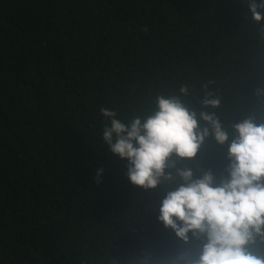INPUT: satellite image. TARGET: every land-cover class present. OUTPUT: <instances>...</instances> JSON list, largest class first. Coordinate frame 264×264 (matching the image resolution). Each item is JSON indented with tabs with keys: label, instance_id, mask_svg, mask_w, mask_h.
I'll list each match as a JSON object with an SVG mask.
<instances>
[{
	"label": "trees",
	"instance_id": "trees-1",
	"mask_svg": "<svg viewBox=\"0 0 264 264\" xmlns=\"http://www.w3.org/2000/svg\"><path fill=\"white\" fill-rule=\"evenodd\" d=\"M247 0H0V264H176L200 241L159 221L177 169L227 177V144L134 186L102 139L100 109L128 125L179 96L233 126L264 123V22ZM188 89L186 95L180 88ZM257 91L262 94L257 95ZM219 106H205V99ZM103 177L95 183L97 170ZM264 252V244L255 246Z\"/></svg>",
	"mask_w": 264,
	"mask_h": 264
},
{
	"label": "clouds",
	"instance_id": "clouds-1",
	"mask_svg": "<svg viewBox=\"0 0 264 264\" xmlns=\"http://www.w3.org/2000/svg\"><path fill=\"white\" fill-rule=\"evenodd\" d=\"M247 11L264 22V0H247ZM264 26V25H262ZM186 95L188 89L180 88ZM257 91V95H261ZM205 106L218 107V99H205ZM264 110V105H260ZM108 122L102 139L110 153L127 160V178L134 186L155 189L161 179L174 180L169 167L179 160H193L211 135L220 147L227 144L226 178L217 184L211 170L194 178L191 168L177 169V186L166 193L159 208V221L185 244L200 241L195 257L185 252L176 264H264V123L253 117L233 126V134L215 114L200 113L209 127L201 128L197 114L179 96L156 97V109L147 118L136 117L126 125L117 113L100 109ZM97 170L95 183L103 177Z\"/></svg>",
	"mask_w": 264,
	"mask_h": 264
}]
</instances>
